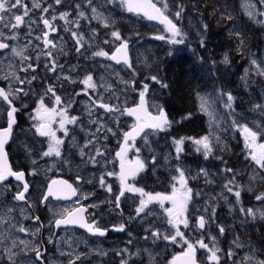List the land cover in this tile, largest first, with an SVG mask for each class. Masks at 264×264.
I'll return each mask as SVG.
<instances>
[{
  "label": "rangeland",
  "instance_id": "rangeland-1",
  "mask_svg": "<svg viewBox=\"0 0 264 264\" xmlns=\"http://www.w3.org/2000/svg\"><path fill=\"white\" fill-rule=\"evenodd\" d=\"M157 1L174 21L178 20V31L172 32L150 22L143 24L140 18L129 16L124 11L122 0H114V3L119 4L118 16L123 15L128 22L124 25L128 27L125 31L129 36L125 39L120 30H114L109 41L112 43L114 38V45H117L126 40L133 47V65H113L109 60L110 53L102 50L94 53V56H98V66L93 67H99V73L88 74L87 79H83V87L92 93L96 101L109 104L110 111L97 106L84 93L79 103V113L74 116L67 111L65 121L68 125L61 130L64 131V139L73 137L76 132L85 133L87 138L96 139L94 145L91 146L92 141L89 143L86 140L78 145L72 142L70 149H62V143V148L52 145L47 150L34 152V159L39 163L44 161L38 167L48 173L64 171V166L70 170L71 166H77L78 159L75 156L81 155L84 157L81 163L88 166L89 174L99 172L112 175L110 165L113 162V146L121 131L134 124L126 115L125 107L133 104L143 94V88L147 84L154 88L150 102L152 101L155 107L159 106L160 100L162 103L163 76L160 66L157 65L158 56L166 49V54L173 53L174 42L181 45L180 47H189L185 45L186 38L195 43L198 41L201 46L204 38L209 39L210 43L209 18L214 21L217 29L222 30L227 22H232L229 19L233 16L228 15L225 4L217 11L218 14L212 17L210 7L202 10L193 4V0ZM225 1L227 4L231 3L230 0ZM238 6L254 24L264 25V0H238ZM116 12L114 9V14L110 15L114 23H117ZM99 19L104 24L107 17L100 14ZM221 36L224 37L223 43H231L236 51L223 50L220 56L215 58L211 53L210 44L209 50L200 51L201 60H205L206 66H211L213 62V66H219L223 60L226 62L224 65H228V62L232 64L233 55L237 63L240 59L238 51H246L247 67L242 69L240 78L243 81L250 77L255 79L251 72L264 77V42L259 50L257 41L249 48L251 38L248 35L233 37L223 31ZM241 43L244 44L240 45ZM9 55H6L7 66H1L2 74L11 73ZM102 62L106 64L100 66ZM199 63V66H203ZM208 69L210 68H204L206 76L199 77L197 83L200 82L202 87L207 82L208 86H212V90H200L201 87L198 86L199 90L195 88L193 93L200 111L206 116L207 132L199 137L174 138L170 135L167 125L162 132L156 134L155 139L146 136L141 146L136 145L137 147L127 154V189L129 207L133 211L130 219L131 223H136L135 228H138V222L144 227L145 243L141 248L146 254L148 264H173V258L177 254L191 250L200 259L214 264H264V257L258 253L264 251V89L261 90L260 103L240 109L235 104V96L229 91H224L221 85V79L229 67L219 66L212 75L207 72ZM220 69L223 70L222 73L219 72ZM154 75H159L161 79ZM86 81L88 85L85 84ZM100 127L104 128L106 133L104 140L95 137L100 133ZM91 134H94L93 138ZM107 138L109 143L105 141ZM238 140L242 142L241 154L244 163L243 160H236L235 163L229 164L226 160L217 158L220 150L228 151L225 156L234 153L233 143ZM194 150L201 154V159L192 158L190 153ZM236 156L239 158V153L234 154V157ZM73 160L76 165L72 164ZM147 170L154 171L152 176L161 175L164 182L159 179L136 183L134 178ZM160 186L164 189L154 190V187ZM69 206V203L65 204L66 209ZM48 208L51 217L63 211H58L53 204ZM20 211L23 212L22 209ZM22 215L27 216L22 213L13 221L16 233L7 243L10 245V252L16 248L17 243L19 249L24 248V245L36 247L35 238L26 234H30L35 225L25 224L26 220L22 219ZM201 216L202 228L199 227ZM8 217L11 218V215H1L2 221ZM2 234L3 230L0 228V251L1 247L7 245L5 238L1 237ZM84 241L72 229L63 231L55 239L51 234V263L72 264L70 260L74 252ZM7 248H4L5 251ZM33 259L27 257L13 261L18 264H34Z\"/></svg>",
  "mask_w": 264,
  "mask_h": 264
},
{
  "label": "flooded vegetation",
  "instance_id": "flooded-vegetation-1",
  "mask_svg": "<svg viewBox=\"0 0 264 264\" xmlns=\"http://www.w3.org/2000/svg\"><path fill=\"white\" fill-rule=\"evenodd\" d=\"M122 1L124 11L130 16L132 12L128 9L126 1ZM154 1L168 17L170 26L151 21L144 15L132 14L172 32L178 31V20L174 21L160 3ZM114 9L119 13L114 0H0V133L4 132V135L0 136V143L4 145L2 153L6 152L5 158L0 157V228L3 230L1 237L5 238L7 244L16 233L13 221L25 213L26 217L21 216L26 220L25 224L35 225L30 234H26L34 237L36 242V247L24 245L22 249H19L17 243L11 252L10 245H4L8 248L5 251V247H1L0 264H18L17 261L27 257L35 258L34 264H52L53 248L49 244L51 234L55 239L67 229L74 230L85 240L74 252L70 260L72 264H148L146 254L141 248L145 243L144 227L138 222V228H135L136 223H131L130 219L133 211L129 207V177L126 175L125 162L129 151L136 148V145L141 146L146 136L155 139L156 134L162 132L167 125L170 130L173 129L172 120L165 107L164 93L167 91V85L159 75L154 76L159 77L163 84L162 103L160 100L159 106L155 107L152 101L150 102L154 91L151 85L147 84L143 88L142 95L147 99L150 113L157 115V118L167 116L168 120L156 128L146 127L142 134L129 138V151L120 161L116 157V151L120 148L124 133L136 123L153 122L151 116L146 115V111L137 113L136 118L127 113L128 107L137 103V100L125 107L126 115L134 124L121 131L113 146V162L110 165L112 175L99 172L89 174L88 166L81 163L84 159L81 155L75 156L78 159L75 168L71 166V169L67 170L63 162L61 167L64 166V171L48 173L38 167L44 161L39 163L32 156L34 152L47 150L52 145L62 148V143V149H70L72 142L78 145L86 140L89 143L92 141L91 146L94 145L96 139L87 138L85 133L76 132L73 137L64 139V131L61 130L68 125L65 121L67 111L74 116L79 113L78 107L84 93L100 106L101 102L96 101L92 93L83 87V79L85 78V81L88 74L99 73V67H93L98 66V56H94V53L98 50L110 53L109 60L113 65H133V47L125 40L129 35L125 31L128 27L124 24L128 22L123 15L117 14V23H114L110 17L114 14ZM100 14L107 17L104 24L99 19ZM114 30H120L125 41L114 45L113 38L110 43L109 37H113ZM174 43L173 53L166 54V49L158 56V66H166V61L170 58L185 60V63L195 60L197 66L200 65L199 62L206 65L205 60H201L200 51L209 50V39L204 38L201 46L198 41L195 43L186 38L185 45L189 46L186 48ZM122 44L129 48L130 64L116 63L112 57ZM7 54H10L12 69L10 74H2L1 66H7ZM171 55L173 56L170 57ZM104 64L106 63L102 62L100 66ZM85 84L88 85V82ZM106 105L108 109L104 108L109 112L111 106ZM11 122L10 136L7 137ZM43 125H47L44 134L41 132ZM105 135L104 128L100 127V133L95 137L104 140ZM93 136L94 134H91L92 138ZM160 138L162 139V133ZM105 141L109 143L108 138ZM74 163L75 160L72 164L76 165ZM153 172L147 170L134 180L136 183H145L162 178L161 175L152 176ZM57 177H64L75 185L77 195L73 199H56L47 195L49 182ZM154 188L164 189L163 186ZM68 203L70 206L66 209L65 204ZM50 204L58 211H63L51 217L48 208ZM76 208L84 209L87 221L92 224V229H99L98 232L92 233L79 226L56 225L59 219ZM2 214H9L11 218L2 221ZM14 253L16 254L13 255ZM258 253L264 257V251ZM178 255L173 258V264H177ZM196 257L204 264H214L200 259L197 255ZM256 261H259L258 255Z\"/></svg>",
  "mask_w": 264,
  "mask_h": 264
},
{
  "label": "trees",
  "instance_id": "trees-1",
  "mask_svg": "<svg viewBox=\"0 0 264 264\" xmlns=\"http://www.w3.org/2000/svg\"><path fill=\"white\" fill-rule=\"evenodd\" d=\"M230 2V4H227L225 0H193V4L202 10L210 7V15L212 17L218 14L217 11L220 10L224 4L228 8V15L233 16L229 19V21L233 23L227 22L224 30L217 29L214 21L209 18L208 29L211 34V53H213L215 58L219 57L223 50L236 51L234 47L232 48L231 43H223L224 37L221 36L223 31L230 33L233 37L236 35H240V37L243 35L250 36L251 41L249 48L254 45V41H257V48L261 50L262 42H264V25L254 24L253 21L249 20L243 12L239 10L238 0H230ZM115 6L117 9L119 4L115 3ZM131 16H134V14L131 13ZM138 18L141 19L143 24L148 21L142 17ZM206 20H208V18ZM243 44L244 43H241L240 45ZM235 45L236 44H234V46ZM238 54L240 59L237 63L235 62L236 57L233 55L232 64L228 62V65H224L226 63L224 60L219 64V66L229 67L226 71V75L221 79V85L224 87V91H229L235 96V104L238 108L246 109L248 105L258 104L262 101L261 90L264 89V77L259 73L255 75V73L251 72L255 79L252 80L250 77L247 81H243L240 77L242 75V69L247 67V52L238 51ZM196 62L195 60H191L185 63V60H172V58H170V60L166 61V66H160L163 81L167 85V91L164 93L165 107L173 123V129L170 130L169 133L174 138H190V136L199 137L207 132L206 116L200 111L199 105L193 97V93L198 89V86L201 87V83H197L198 78H204L206 76V70H204V68H210L207 72L212 75L213 71L219 66H213L214 62L211 66H206L202 63L204 66V68H202L203 66H197ZM193 63L194 66H192ZM219 72L222 73L223 70L220 69ZM199 89L212 90V86H208L206 82ZM236 142L237 143H233L235 149L234 153H228L225 156V153L228 151L221 152L220 150L217 154V158L224 159L229 164L235 163L236 160H243L242 162L244 163L245 160L241 154L243 149L242 142L241 140ZM236 153H239V158H237V156L234 157ZM190 154H192V158L195 160L201 159V154L195 150ZM230 232H232V230H230Z\"/></svg>",
  "mask_w": 264,
  "mask_h": 264
},
{
  "label": "water",
  "instance_id": "water-1",
  "mask_svg": "<svg viewBox=\"0 0 264 264\" xmlns=\"http://www.w3.org/2000/svg\"><path fill=\"white\" fill-rule=\"evenodd\" d=\"M128 6V9L134 14H140L146 16L151 21H156L162 24H167L170 26L168 17L165 15L161 7L156 4L154 0H125ZM116 63L125 62L127 64L131 63L129 48L126 45L118 46L117 50L112 55ZM100 106L108 109V105L99 103ZM140 111H146V115L151 116V124H141L136 123L133 127L129 128L124 133V139L120 145V148L116 151V157L122 161L126 154L129 151V138L135 137L142 134L146 127L156 128L161 123H164L168 120L167 116H162L157 118V115L150 113L148 110L147 99L144 95L139 96L137 103L131 105L127 109V113L136 118L137 113ZM148 112V113H147ZM12 122L8 127V135L10 136V128ZM47 125H43L41 132L44 134ZM4 132L0 133V136H3ZM8 141V140H7ZM7 143V142H6ZM4 150V145L0 143V157L5 158L6 152L2 153ZM47 195H52L54 198H63V199H73L77 195V189L75 185L64 177H57L51 180L47 187ZM203 217L199 218V227L202 228ZM57 226H79L85 230L96 233L99 229H92V224L89 223L86 219L84 209L76 208L70 211L65 217L59 219L56 223ZM177 264H204L197 260L196 254L193 251H184L176 257Z\"/></svg>",
  "mask_w": 264,
  "mask_h": 264
}]
</instances>
